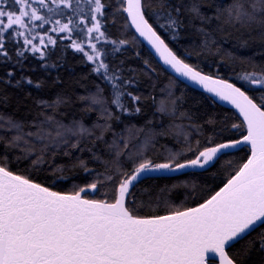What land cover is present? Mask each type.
Here are the masks:
<instances>
[{
    "label": "snow or ice",
    "instance_id": "1",
    "mask_svg": "<svg viewBox=\"0 0 264 264\" xmlns=\"http://www.w3.org/2000/svg\"><path fill=\"white\" fill-rule=\"evenodd\" d=\"M0 264H264V0H0Z\"/></svg>",
    "mask_w": 264,
    "mask_h": 264
},
{
    "label": "trees",
    "instance_id": "2",
    "mask_svg": "<svg viewBox=\"0 0 264 264\" xmlns=\"http://www.w3.org/2000/svg\"><path fill=\"white\" fill-rule=\"evenodd\" d=\"M77 71H86V69H84V68H78ZM198 93H199V91L196 90V94H198ZM219 109L230 110V108L223 107V106H220V105H219Z\"/></svg>",
    "mask_w": 264,
    "mask_h": 264
},
{
    "label": "water",
    "instance_id": "3",
    "mask_svg": "<svg viewBox=\"0 0 264 264\" xmlns=\"http://www.w3.org/2000/svg\"><path fill=\"white\" fill-rule=\"evenodd\" d=\"M145 44H146V42H145ZM196 90H197V91H199V92L201 91V90H200V89H198V88H197ZM217 104H218V105H220V106H223V107L230 108V106H229V105H227L226 103H223V102H219V101H217ZM233 111H234V110H233Z\"/></svg>",
    "mask_w": 264,
    "mask_h": 264
}]
</instances>
